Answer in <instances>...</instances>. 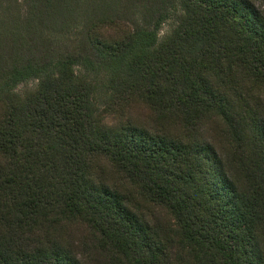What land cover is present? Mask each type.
Returning a JSON list of instances; mask_svg holds the SVG:
<instances>
[{
  "label": "trees",
  "instance_id": "obj_1",
  "mask_svg": "<svg viewBox=\"0 0 264 264\" xmlns=\"http://www.w3.org/2000/svg\"><path fill=\"white\" fill-rule=\"evenodd\" d=\"M258 1L179 0L163 36L162 16L100 18L41 64L0 53V264H264Z\"/></svg>",
  "mask_w": 264,
  "mask_h": 264
},
{
  "label": "rangeland",
  "instance_id": "obj_2",
  "mask_svg": "<svg viewBox=\"0 0 264 264\" xmlns=\"http://www.w3.org/2000/svg\"><path fill=\"white\" fill-rule=\"evenodd\" d=\"M179 0H0V53L7 69L57 60L88 51L85 32L97 19L110 17L133 27H153L162 16L159 35L170 28ZM264 9L262 0L257 2ZM19 83L17 89L33 86Z\"/></svg>",
  "mask_w": 264,
  "mask_h": 264
}]
</instances>
